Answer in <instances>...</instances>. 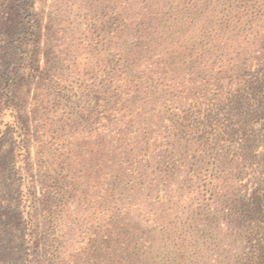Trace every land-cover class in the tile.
I'll use <instances>...</instances> for the list:
<instances>
[{
  "label": "rangeland",
  "instance_id": "rangeland-1",
  "mask_svg": "<svg viewBox=\"0 0 264 264\" xmlns=\"http://www.w3.org/2000/svg\"><path fill=\"white\" fill-rule=\"evenodd\" d=\"M223 52L227 60L239 54L244 73H264V0H0V253L13 250L7 259L0 256V264H29L19 261L15 247L22 243L24 220L34 214V199L35 234L42 238L30 258L34 264L48 251L59 252L60 264H178L185 252L178 235L190 257L179 264H220L228 252L236 254L222 240L238 233L228 203L205 196L202 212L211 208L213 219L203 218L186 176L227 172L234 189L248 196L263 189L257 176L264 154H248L243 164L244 154H223L214 165L220 154H159L165 130L149 123L162 105L147 96L159 97L162 81L180 84L181 71L198 57L215 60ZM118 75L125 83L117 104ZM203 94L201 89L195 97ZM263 127L264 119L256 120L254 134L261 139ZM148 132L155 144L145 169L139 166L148 154L135 146V137L142 141ZM167 162L177 174L166 186L178 191L163 205L149 184ZM48 174L59 179L57 186ZM51 192H62L56 212L63 244L56 248L49 246L44 224ZM152 216L162 217L161 234L148 246ZM198 219L212 224L211 235L195 230ZM168 228L176 234H163Z\"/></svg>",
  "mask_w": 264,
  "mask_h": 264
},
{
  "label": "trees",
  "instance_id": "trees-1",
  "mask_svg": "<svg viewBox=\"0 0 264 264\" xmlns=\"http://www.w3.org/2000/svg\"><path fill=\"white\" fill-rule=\"evenodd\" d=\"M34 24L37 26L38 23L35 21ZM23 25L24 22L21 20L19 27L22 28ZM212 58L201 60L198 57L193 62L192 68L183 69L180 84H172L175 85L172 86L171 83H163L162 81L159 84V97L147 92L149 100H159L162 105L161 108L154 109L149 124L154 131L157 128L165 130L162 135L163 138L160 140L162 149L159 154H186L192 150L194 154H220L217 158L214 157L215 163H212L213 165L224 161L225 155L223 156V154H244L241 161H238V164H243L249 159L248 154H264V145H262L264 144V138L261 139L254 134V123L259 118L264 119V73L261 74L259 71L252 70H247L244 73L243 69L245 68L240 63L239 54L236 57L231 56L229 60L226 59V52L221 53L217 58L215 57V60ZM119 65L122 68L124 64ZM257 65L259 66V64ZM118 76L119 78L115 81L117 88L114 91L117 104L121 101L118 100L119 97L116 98L118 90L123 87L122 83H125V79L121 75ZM134 78L136 82L140 81L139 77L135 76ZM187 85H190L196 94L201 89L204 90V94L198 99V97H195L196 94L190 92L186 87ZM130 86L129 92L131 93L133 92L134 82ZM130 101L131 96L126 100L127 105L130 104ZM150 102L153 103V101ZM134 112L139 113L135 110ZM143 115L145 113L141 115L134 114L133 117L137 118ZM152 135V133H146V137L142 141L141 137H135V146L137 148L141 145L144 146V150L148 154L143 159V164L139 166H144L145 169L150 168L153 161V157H151L153 153L150 150H152L155 140ZM183 140L186 141V144L183 143ZM238 140H240L238 143L240 146L235 151L236 146L234 147V145ZM260 145H262V151L257 152ZM258 162H261V166L264 167V157ZM176 174V165L167 162L165 171L161 172V175L149 184V190L153 189L159 194L160 204L164 205L165 202L168 204L176 197L178 190L168 189L166 186L176 178ZM242 174H246V172ZM260 176H262L260 182L263 183V189L255 190L248 196L247 194L241 196L239 189H234V184L230 181L231 175L227 172L197 170L186 176L192 185L193 193H195V198H191L194 200L192 204L196 205L203 218L210 221L213 219L211 208H208V213L202 212L205 211L203 209V199L206 196L212 201L218 195H220L219 199L224 197L229 205L231 216L236 217L238 233L235 235L227 233L222 240L228 241L238 251L236 254L228 252L231 254H227L226 258L220 261V264H264V171H262V175L257 176L258 179ZM46 177L51 185L57 186L59 183V179L50 174ZM1 179L0 175V184L3 183ZM52 193L47 201L45 212L48 215L45 216L44 224L52 242L49 246L56 248L63 244L58 235L57 228L60 223H58V213L56 212V209L59 208L56 200L62 192L54 195ZM198 202L199 206H197ZM32 205L36 211V199L32 200ZM35 211L29 219L24 220L22 243L15 247V249H18L19 261H28L29 264L36 262L30 260V258L34 257L36 251L42 245V238L35 234ZM161 218L152 216L146 221L150 232L146 236L148 246L158 241V236L161 234V231L158 230ZM200 221L204 223V228L198 229ZM212 229V224H206L201 219L197 220L195 230H198V233L202 232V236L211 235ZM25 230L31 231L32 235L27 234ZM162 232L165 235L176 234L171 228L162 230ZM178 238H180V248L185 251L179 257V264L182 261H187L190 257L186 256L187 245L182 244V241H184L182 235H178ZM11 250L10 246L7 247L5 251H1L0 256L2 255L3 259H7V257H10L11 253L9 252ZM144 256L146 262L150 256L148 254ZM59 261V252L48 251L46 260L40 262V264H60ZM193 264L195 263L193 262Z\"/></svg>",
  "mask_w": 264,
  "mask_h": 264
}]
</instances>
